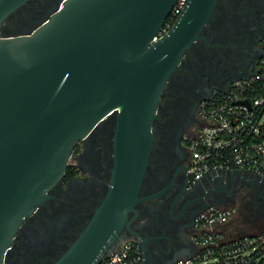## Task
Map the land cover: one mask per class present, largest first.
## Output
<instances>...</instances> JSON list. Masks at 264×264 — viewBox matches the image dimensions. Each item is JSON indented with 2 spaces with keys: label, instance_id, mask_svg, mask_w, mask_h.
<instances>
[{
  "label": "water",
  "instance_id": "obj_1",
  "mask_svg": "<svg viewBox=\"0 0 264 264\" xmlns=\"http://www.w3.org/2000/svg\"><path fill=\"white\" fill-rule=\"evenodd\" d=\"M24 1L0 0V26ZM176 1L64 0L28 33L0 29V264L79 140L112 116L108 192L48 264H96L115 251L127 212L143 198L152 122L167 80L217 3L189 0L169 32L152 41Z\"/></svg>",
  "mask_w": 264,
  "mask_h": 264
},
{
  "label": "flooded vegetation",
  "instance_id": "obj_2",
  "mask_svg": "<svg viewBox=\"0 0 264 264\" xmlns=\"http://www.w3.org/2000/svg\"><path fill=\"white\" fill-rule=\"evenodd\" d=\"M63 1L25 0L4 18L1 33L30 32ZM263 40L264 0H217L167 80L152 122V148L139 191L143 198L127 212L114 250L132 242L143 264H172L193 251L197 216L209 204L236 207L224 225L229 234L256 230L250 224L258 223L240 222L239 212L246 201L264 209V179L234 169L215 180L205 175L193 181L188 141L202 121L203 100L253 73ZM115 129L112 116L79 140L63 175L19 226L7 264H48L83 231L110 186Z\"/></svg>",
  "mask_w": 264,
  "mask_h": 264
},
{
  "label": "built area",
  "instance_id": "obj_3",
  "mask_svg": "<svg viewBox=\"0 0 264 264\" xmlns=\"http://www.w3.org/2000/svg\"><path fill=\"white\" fill-rule=\"evenodd\" d=\"M188 2L176 1L152 41L169 32ZM201 117L188 141L193 181L205 175L215 180L234 169L264 179V51L253 73L233 79L227 88L203 100ZM236 210L217 204L203 209L192 236L193 251L172 264H264V230L231 235L223 229ZM141 260L139 248L126 242L96 264H138Z\"/></svg>",
  "mask_w": 264,
  "mask_h": 264
},
{
  "label": "rangeland",
  "instance_id": "obj_4",
  "mask_svg": "<svg viewBox=\"0 0 264 264\" xmlns=\"http://www.w3.org/2000/svg\"><path fill=\"white\" fill-rule=\"evenodd\" d=\"M248 191L244 192V195H247ZM244 209L242 212H239V221L243 223H248L249 220L256 221L258 225H251L250 228H256V230L250 231H259L264 230V209L260 205L252 206L249 201H246L244 204Z\"/></svg>",
  "mask_w": 264,
  "mask_h": 264
},
{
  "label": "crops",
  "instance_id": "obj_5",
  "mask_svg": "<svg viewBox=\"0 0 264 264\" xmlns=\"http://www.w3.org/2000/svg\"><path fill=\"white\" fill-rule=\"evenodd\" d=\"M223 229H225V228L223 227Z\"/></svg>",
  "mask_w": 264,
  "mask_h": 264
}]
</instances>
